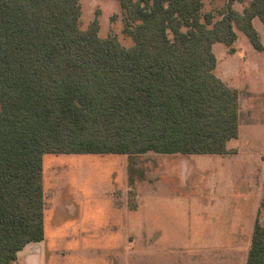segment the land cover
I'll return each mask as SVG.
<instances>
[{
    "label": "trees",
    "instance_id": "obj_1",
    "mask_svg": "<svg viewBox=\"0 0 264 264\" xmlns=\"http://www.w3.org/2000/svg\"><path fill=\"white\" fill-rule=\"evenodd\" d=\"M117 1L130 46L101 37L96 17L81 28L78 0H0V264L44 238L46 153L234 152L239 92L212 45L239 30L264 50V0H228L214 22L203 0ZM245 264H264L258 215Z\"/></svg>",
    "mask_w": 264,
    "mask_h": 264
},
{
    "label": "rangeland",
    "instance_id": "obj_2",
    "mask_svg": "<svg viewBox=\"0 0 264 264\" xmlns=\"http://www.w3.org/2000/svg\"><path fill=\"white\" fill-rule=\"evenodd\" d=\"M78 1L81 28H86L96 17L101 37L113 35L125 46L133 44L132 38L123 32L125 14L117 0ZM227 2L203 0L202 13H211L214 22L221 17ZM247 2L235 1L233 6L242 10ZM253 23L264 44L262 22L255 17ZM236 32L237 39L232 45L222 42L212 45L217 61L215 74L239 92L240 135L228 141L235 154L228 153V159L214 154L183 155L184 178L180 180L171 172L180 167L179 158H162L161 155H170L167 153L148 151L131 157V161L117 153H46L42 157L48 189L44 238L25 245L11 264H24L30 253H40L42 264H88L98 253H113V256L156 253L160 260L163 253H198L204 240L220 236V230L225 233L232 215L230 198L239 204L240 213L244 209L245 215L253 214L255 205L259 204L257 215L264 224V50L255 49L244 33ZM214 157L219 160L216 162ZM124 160L135 170L133 184L128 178L120 184L119 167L127 166ZM221 170L233 172V179L224 178L232 187L228 194H221V187L218 191L214 189V181L223 175ZM157 176L167 178L172 196L188 201H181V205L172 201L180 209L171 204L165 210L155 211L152 219L159 224L154 228L150 227L152 215L146 205L131 211L105 203L104 191L109 187L119 193L128 187V201L135 203L136 191L144 196L148 179ZM174 234L178 240L172 239ZM126 262L127 257H123V264Z\"/></svg>",
    "mask_w": 264,
    "mask_h": 264
},
{
    "label": "crops",
    "instance_id": "obj_3",
    "mask_svg": "<svg viewBox=\"0 0 264 264\" xmlns=\"http://www.w3.org/2000/svg\"><path fill=\"white\" fill-rule=\"evenodd\" d=\"M239 135L240 134H239V126H238L237 137H239ZM229 146L227 142V147L230 148ZM235 152L236 151L234 150V152L231 153L235 154ZM167 154L170 155L168 156L161 155L162 158H166L168 160H170V158H175V157L179 158L180 167L177 166L176 168H173L171 172L177 174L180 180L183 179L184 177H182L183 175L182 171L184 169L182 165L184 164V161L182 162L181 159H183L184 158L183 155L186 154H182V153H167ZM123 155H126L128 158L127 154H123ZM208 155H212V154H208ZM214 155L222 156L223 158L227 157L226 159L229 158L228 153L214 154ZM215 158L217 157H214V159ZM218 160L219 159H217L216 162ZM124 162H126L127 166H124L122 164L119 167L121 185H123V181L124 180L126 181L128 178V162L125 160ZM215 164L216 163H214V166ZM214 171H217V169H214ZM221 173L223 175L218 177V180L214 181V189L218 191L220 190L221 187L222 190L219 192L221 194L224 193L228 194L230 187L227 185V182L224 180V178L233 179V172H229L228 170L227 171L221 170ZM184 174H186V172H184ZM162 177L157 176L156 178L154 177L149 178L148 185L144 188L145 190L144 196H141L142 192H139L138 190L136 191L137 201L135 203H131V201L130 202L128 201V197L126 196V194L128 193L127 192L128 187H125V189H120L121 191L120 193L114 191V189L111 187L105 188L104 194L107 195L104 198L107 201L105 203L115 209L123 208L124 210H131V211L137 210L142 206L146 205L148 211H150L149 213L152 215V217L149 218L152 220V221L150 220V227L152 226L154 228L157 225L156 223L159 224V222H156L152 219L155 218V214H156L155 211L165 210L164 208L166 205L173 204L172 201H177L178 205L182 204L181 201H186V202L188 201V199L176 198L177 196H172L170 192L171 187L167 183V178L165 176ZM219 178L221 179V181ZM42 180L47 195L48 189H46L45 187L43 174H42ZM230 189H232V187ZM114 194H120V196L116 197L114 196ZM215 198L218 200V193H216ZM47 200H48V195H47ZM177 204H173V205H176L175 208L180 209V207ZM228 205H229V209H232V215L227 220L228 227L225 230V233H223L222 230H220L219 233V235L221 234L220 236L213 235L212 237L204 240L206 242L203 244L202 248L199 250L198 253H171V254L163 253L162 260L156 257V253H127L128 255H124V256L123 253H115L114 256L113 253H98L94 255V257H92V260L89 261L88 264H123V257H127V262L124 264H245L251 243L252 231L256 220L259 204L255 205L253 214L248 212L246 215L244 209H242V213H240L239 204H235L234 198L229 199ZM172 239L174 241L178 240L177 235L174 234V238ZM214 243L216 244L215 247H214ZM39 254L40 253H34V254L30 253L29 255H27V257H25L24 264H42L40 260L41 256Z\"/></svg>",
    "mask_w": 264,
    "mask_h": 264
}]
</instances>
